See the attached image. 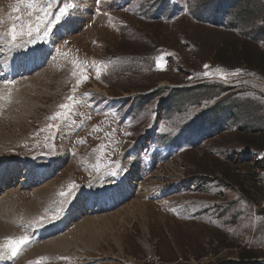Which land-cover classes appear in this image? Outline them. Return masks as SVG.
<instances>
[{"label":"rangeland","instance_id":"obj_1","mask_svg":"<svg viewBox=\"0 0 264 264\" xmlns=\"http://www.w3.org/2000/svg\"><path fill=\"white\" fill-rule=\"evenodd\" d=\"M0 37V264H264V0H0Z\"/></svg>","mask_w":264,"mask_h":264},{"label":"snow or ice","instance_id":"obj_2","mask_svg":"<svg viewBox=\"0 0 264 264\" xmlns=\"http://www.w3.org/2000/svg\"><path fill=\"white\" fill-rule=\"evenodd\" d=\"M28 7L31 9L33 7L32 4H29ZM72 5L69 4L67 6V8H71ZM67 8H62L59 10V15H57L55 17L56 21H59L61 19V17H63L66 12H67ZM27 31H24V28L22 27L19 31L17 30V27L15 25H13V27L9 30L8 32V36L10 37V46L14 47V48H19L22 47V44H17L16 41L18 39L19 36H23V35H27L28 37H30V40L28 41L29 43H34L37 39L36 36H33V32L39 33L40 28L39 25L37 24L35 27H33L31 24H28L27 26ZM45 35H47V31H45ZM0 39H2V37H0ZM159 63V61H158ZM208 66L205 65V68H207ZM76 73L73 72V75H75ZM99 70L97 71V78H99ZM204 75H208V73H204ZM225 78V77H222ZM88 79V76H82V78L80 80L77 81V85H79L80 83L85 82ZM8 83H13L12 81H9ZM73 91H75V89H73ZM0 99H3V97H0ZM68 100L73 101V103H75V97L74 96H69L67 97ZM61 109H68V112H57L54 114L53 117H50V119H58L61 116H64L65 119H67V116L70 114L71 111V106L69 104H61L59 106ZM110 175L115 176L117 175V173L115 171L111 172ZM76 186L73 184L69 190L68 193L65 192H61L60 195L61 196H67L70 194L71 189H74ZM53 218H55V216H53ZM44 217H41L40 221L38 222H33L34 224H39V223H43L44 222ZM30 242V237L28 235H24V236H20V237H12L8 239V242L3 245V248H6L9 256V259H13L15 257H17L20 253V251L22 250V248L27 245ZM3 251L0 250V258H3ZM66 259V258H63Z\"/></svg>","mask_w":264,"mask_h":264},{"label":"bare ground","instance_id":"obj_3","mask_svg":"<svg viewBox=\"0 0 264 264\" xmlns=\"http://www.w3.org/2000/svg\"><path fill=\"white\" fill-rule=\"evenodd\" d=\"M42 53H37L36 55H35V57L37 56V58L39 59L38 60V62H40V58H42V57H44V55H41ZM29 68H32L33 67V65H32V58L30 57V59H29ZM31 66V67H30ZM9 67V66H8ZM8 67H6V68H8ZM27 68H28V66H27ZM10 69H13V68H10ZM7 179H8V177H7ZM133 186H135V183L133 182H131V184L129 185V184H127V183H124L122 186H121V188H120V191H121V193H123V194H125V195H127L128 193H132V191L129 189V188H132ZM133 189V188H132ZM123 198V196H115V199H116V202L117 201H119V199H122ZM115 202V201H114ZM122 202V201H121ZM0 215L1 216H5V217H7L8 215H10L7 211H3V208H1L0 209ZM5 220V219H4ZM8 220V219H7ZM10 229H9V226H7L6 224H2L1 222H0V235L1 234H3V233H6L7 231H9ZM55 242V241H54ZM52 244V243H51ZM46 246H48V245H46ZM42 247V246H41ZM40 248V247H39ZM45 248L46 247H42V248H40V249H37V251H36V253L37 252H42L41 250H44L45 251ZM35 249V250H36ZM34 250V251H35ZM55 250V249H54ZM47 251H48V249H47ZM45 254V253H44ZM48 254V253H47ZM33 256V255H32ZM36 256V255H35ZM38 256V255H37Z\"/></svg>","mask_w":264,"mask_h":264},{"label":"trees","instance_id":"obj_4","mask_svg":"<svg viewBox=\"0 0 264 264\" xmlns=\"http://www.w3.org/2000/svg\"><path fill=\"white\" fill-rule=\"evenodd\" d=\"M252 262H255V261H252Z\"/></svg>","mask_w":264,"mask_h":264}]
</instances>
